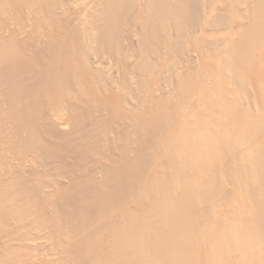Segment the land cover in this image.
I'll return each mask as SVG.
<instances>
[{
    "label": "bare ground",
    "instance_id": "6f19581e",
    "mask_svg": "<svg viewBox=\"0 0 264 264\" xmlns=\"http://www.w3.org/2000/svg\"><path fill=\"white\" fill-rule=\"evenodd\" d=\"M0 264H264V0H0Z\"/></svg>",
    "mask_w": 264,
    "mask_h": 264
}]
</instances>
